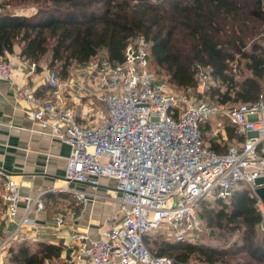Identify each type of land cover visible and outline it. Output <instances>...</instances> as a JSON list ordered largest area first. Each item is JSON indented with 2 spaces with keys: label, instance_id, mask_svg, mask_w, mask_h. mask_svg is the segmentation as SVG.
Here are the masks:
<instances>
[{
  "label": "built area",
  "instance_id": "2783aa9c",
  "mask_svg": "<svg viewBox=\"0 0 264 264\" xmlns=\"http://www.w3.org/2000/svg\"><path fill=\"white\" fill-rule=\"evenodd\" d=\"M149 55V42L138 35L126 44L122 61L102 55L80 66L78 89L104 107L92 106L82 116L59 98L41 99L21 83L23 65L35 71L36 63L19 52L0 57V80L28 102L27 117L71 146L58 190L71 193L84 207L99 199L116 207L97 234L71 233L67 264H175L172 257L153 252L146 238L160 232L167 241L200 242L207 231L201 202L228 201L242 182L258 199L264 231V201L255 192L264 185V92L252 103H219L206 94L214 83L211 69L196 63L199 94L187 96L156 76ZM45 70V81L57 94L73 85L56 70ZM213 116L226 118L244 139L223 152L212 148L204 133L212 131ZM213 132L227 139L220 122ZM0 181L5 215L15 224L7 236L0 234V264H5L24 227L44 228L31 215L44 210L46 191L23 195L13 173L1 168ZM21 203L26 209L19 216ZM64 221L55 217L57 226Z\"/></svg>",
  "mask_w": 264,
  "mask_h": 264
},
{
  "label": "trees",
  "instance_id": "16d2710c",
  "mask_svg": "<svg viewBox=\"0 0 264 264\" xmlns=\"http://www.w3.org/2000/svg\"><path fill=\"white\" fill-rule=\"evenodd\" d=\"M18 4H36L37 10L11 11V5ZM0 7V57L19 49L22 59L37 66L43 63L63 79L72 67L85 65L100 52L122 61L126 44L144 35L150 63L167 77L158 78L187 96L197 93L196 63L211 69L214 83L206 94L219 103H252L264 92V44L253 39L264 37V0H3ZM236 55L245 59L248 75H241V61L234 69ZM227 130L231 139H244L235 126ZM257 200L248 188H240L229 202L216 199V207L201 202L206 224L242 230L241 242L214 247L155 239L158 248L153 251L148 236V247L180 264H190L194 257L206 264H263L264 231ZM61 252L62 247L50 243L39 242L35 249L21 244L11 247L9 264H49Z\"/></svg>",
  "mask_w": 264,
  "mask_h": 264
},
{
  "label": "crops",
  "instance_id": "0c3cea01",
  "mask_svg": "<svg viewBox=\"0 0 264 264\" xmlns=\"http://www.w3.org/2000/svg\"><path fill=\"white\" fill-rule=\"evenodd\" d=\"M18 52L19 49L15 53ZM40 66L44 68L43 71L37 68L31 71L29 64L25 63L22 71L26 75L21 79V83L30 87L41 99L55 101L59 98L63 106L74 108L79 116L88 113L92 106L96 109L104 108L89 95L87 90L78 89L83 78L80 66L72 67L68 78L60 77L62 81L71 80L73 85L64 86L61 93H58L59 95L50 89L45 81L46 67L43 63ZM28 109V102L16 94L14 87L0 80V168L13 173L21 185L23 195L35 197L42 191H46L43 196L44 210L42 212L33 211L31 215L37 225L44 226V228L24 227L20 237L12 241L10 249L21 244L35 249L39 242L58 245L62 247L61 256L47 262L67 264V246L71 233L89 231L91 234H97L104 220L116 210V207L105 199H99L84 207L71 193L58 190L64 184L65 165L71 152V146L43 133L27 117ZM228 125L231 124L224 125L227 139L213 132L215 126L210 128L212 131L208 130L204 133L206 141L219 152L227 150L230 143L238 142V139L229 137ZM236 131H238L237 128ZM1 186L0 181V196ZM99 190L100 193H104V188ZM25 209L26 204L21 203L18 215L22 216ZM59 215L65 219L61 226L55 223V217ZM14 226L15 224L8 221L5 215V204L1 198L0 234L3 237L7 236ZM10 255L9 251L4 258L5 264L10 263Z\"/></svg>",
  "mask_w": 264,
  "mask_h": 264
},
{
  "label": "rangeland",
  "instance_id": "374dc122",
  "mask_svg": "<svg viewBox=\"0 0 264 264\" xmlns=\"http://www.w3.org/2000/svg\"><path fill=\"white\" fill-rule=\"evenodd\" d=\"M0 1H3V0H0ZM10 9H11V11H14V12H16L18 14H20V13L31 14V13L36 12L37 5L36 4L11 5ZM253 39L257 40V41H260L261 43L264 44V37L262 35H258L256 37H254ZM250 47H251V44L249 43L247 48L249 49ZM102 55H104V53L100 52V54L98 56L100 57ZM236 58H237L238 61L236 60V61H234L232 63L234 69H235V67L237 65V62L241 61V63H240L241 64V70H242L241 75H248L250 72L244 66L245 59L241 58L240 55H236ZM157 69L158 68L152 63L151 64V70L156 74V76L164 78V79H167V77L165 76L164 71H161L160 73H158ZM238 77L241 78L240 75ZM171 87L173 89L177 90L173 86H171ZM196 92H197L196 94L191 95V96H193V97L198 96L199 92L198 91H196ZM211 120L214 121V126L218 122H220L223 125H227V123H229V121L226 118L221 117V116H213L211 118ZM241 186H242L243 189L247 188V184L244 183V182L241 183ZM214 201H209V202L211 203L212 206L214 205V207H216L217 205L215 204ZM229 201H230V199H228L227 202H229ZM212 231H213V233H212ZM229 231H230L229 228H225L224 230H222V229H217V228H210L207 225V231L204 234L201 235L200 242L207 243L208 245H211V246H214V247H226V246L232 245L235 241L241 242L242 230H237V231H234V232H231V231L229 232ZM164 236L165 235H162L160 232L150 234V238L152 240L149 241V244H150L149 247L153 251L156 250L158 248V244L154 242V241H156L155 239H157L158 242H160L164 238ZM228 259H237V258H228ZM51 264H54V262H51ZM190 264H206V263L201 261L199 258L194 257L193 260H191ZM217 264H223V263L219 262Z\"/></svg>",
  "mask_w": 264,
  "mask_h": 264
},
{
  "label": "water",
  "instance_id": "95a60500",
  "mask_svg": "<svg viewBox=\"0 0 264 264\" xmlns=\"http://www.w3.org/2000/svg\"><path fill=\"white\" fill-rule=\"evenodd\" d=\"M1 11H2V8L0 7V13H1ZM37 69L39 71H43L44 70V68L42 66H38ZM255 192H256V195L258 197H260L264 201V185L256 188ZM212 233H213V231H212ZM175 264H180V263H175Z\"/></svg>",
  "mask_w": 264,
  "mask_h": 264
}]
</instances>
